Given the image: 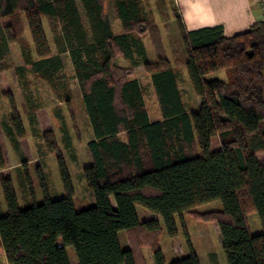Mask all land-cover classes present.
Wrapping results in <instances>:
<instances>
[{"label":"trees","instance_id":"trees-1","mask_svg":"<svg viewBox=\"0 0 264 264\" xmlns=\"http://www.w3.org/2000/svg\"><path fill=\"white\" fill-rule=\"evenodd\" d=\"M186 68L202 103L188 109L172 65L163 31L149 0H112L123 34H115L106 12V0H80L89 22L83 21L78 0H0V59L11 44L21 48L25 66L17 67L25 85L31 123L44 101L35 99L28 71L37 73L59 100L70 104L72 93L63 73L62 54L69 52L82 102L94 138L88 143L91 165L84 170L95 204L83 208L53 131L42 133L47 151L56 156L65 196L21 208L12 178L1 179L8 212L0 213V253L9 264H167L161 241L166 233L180 234L177 219L190 214L217 222L229 264H264V21L227 37L223 27L189 31L175 5ZM45 20L61 31L53 55ZM29 31L31 41L26 39ZM148 36L151 60L141 36ZM60 36V37H59ZM119 55L131 67L116 63ZM143 65L151 76L162 112L152 120L145 89L135 78ZM226 71L227 81L208 80ZM12 115L6 131L16 147L26 138L22 116L11 98ZM0 144V171H5ZM46 190L44 176L39 173ZM32 187L29 172L21 187ZM215 201L222 209L198 212ZM137 206L160 218L141 221ZM257 213L263 232L252 234L248 221ZM126 232L123 249L119 233ZM170 264H201L190 244L188 255Z\"/></svg>","mask_w":264,"mask_h":264},{"label":"rangeland","instance_id":"rangeland-1","mask_svg":"<svg viewBox=\"0 0 264 264\" xmlns=\"http://www.w3.org/2000/svg\"><path fill=\"white\" fill-rule=\"evenodd\" d=\"M78 2L81 8L84 24L88 28L89 22L86 18L85 9L80 3V0H78ZM105 4L106 12L109 18L113 21V23L118 21L121 26V21L117 18L112 0H106ZM172 6L173 3L171 1L149 0V8L153 10L156 22L160 25L163 31L164 41L167 50L169 51L171 61L174 66L178 67V72H182L183 78L181 77L180 82L183 92V100L184 102H186L187 106L190 109H195L199 106L201 100L196 92H194V89L192 87L193 85L190 82V78L186 68L188 56L184 50V44L180 34L178 21L174 17ZM9 23V19H3L0 21V24L2 26H5ZM45 23L46 31L49 37V44H51L52 48L55 50V53H57V51L59 52V47L56 43V33H59L61 29H59L58 27L54 28L51 24H49L48 20H45ZM26 39L28 42L31 41L29 31H27L26 33ZM63 59L65 63L63 73L66 76V80L68 82L71 79L72 75L71 65L69 64V59L66 55L63 56ZM155 59L156 58H153V60ZM22 63L25 66V61L22 57L20 46L18 44H11L8 51L6 52V55L2 59H0V68L3 66L16 67L17 65H21ZM140 73L141 74H139V77L142 79L145 89L146 103L150 116L153 120H160L162 118V112L154 86L152 84L151 76L148 75L145 71H142ZM207 78L208 80L220 79L223 81H227L228 79L226 71H217L209 75ZM0 79V84L2 87L1 90L5 92V96L8 102H11L12 98L14 99V101H16V106L18 104L22 108L21 101L26 92L24 85L25 83L23 84L22 80H20L21 82L20 84H18V78L12 70L0 73ZM27 79H29V76ZM38 84L41 85V82H39ZM73 89L74 96L72 95V97L74 100L72 99L73 101L70 102V104L66 102L65 99L59 100L56 95H53L54 93L51 91V89H49L45 85L41 87L40 91L42 95H44L45 103L49 104V111L55 125H57L56 122H60L57 116L60 113H66L65 115L69 124V130L72 135L71 138L72 140H74V144L76 147L75 151L78 158L76 157L75 153L72 152L68 153L67 151H64V153H62L76 190V197L78 199L77 202L83 208H88L95 204L94 196L92 192L87 188V183L84 178L85 167H83V165L87 164L88 162H92L91 155L87 147L88 142L91 140V136H89L88 122L85 115L86 113L84 112L85 108L83 107V102L81 101L79 88H77V85H73ZM14 92H17L18 94ZM59 101L62 104H60ZM91 128L92 127H90V130L91 132H93V129ZM64 136H60V144L61 148L63 150H66V148H64ZM83 138H87L86 144L83 143ZM46 164L47 165L44 164L42 167V174L44 176L46 190L42 186V182L37 173L38 170H36L33 176L34 183L32 184V187H28V191H23L16 184V193L19 200V206L21 208L24 209L26 207L33 206L34 204H42L44 203L46 196H49L52 199H57L65 196V187L63 185L61 172L56 156L52 155V159L46 160ZM5 174H8L12 178L10 170L6 169ZM136 209L141 221L160 218L158 215L150 212L142 206H137ZM220 209H222V202L215 201L199 207L197 211L210 212ZM177 221L180 229L179 236L173 239L165 233L162 239V247L168 260L167 264H170L171 260H173V257H181L184 254L188 253L190 244L199 255L201 264H229L225 251L223 249L221 231L217 222L211 223L199 220L190 214H185L183 218L179 217ZM248 221L252 234L257 235L263 232L262 222L257 213H251L248 216ZM119 238L123 249L129 248L130 245L126 232L121 231L119 233ZM171 241L175 243L173 246ZM68 253L71 263L78 264L75 248L70 247L68 249ZM146 254L149 264H154V261L151 257V252L147 250ZM0 264H9L7 257L3 252L0 253Z\"/></svg>","mask_w":264,"mask_h":264},{"label":"crops","instance_id":"crops-1","mask_svg":"<svg viewBox=\"0 0 264 264\" xmlns=\"http://www.w3.org/2000/svg\"><path fill=\"white\" fill-rule=\"evenodd\" d=\"M175 5L178 8V12L182 18L184 25L189 31L198 30V29H202L206 27L221 26L223 27L225 35L227 37H231L241 32L247 31L248 29L253 27L258 22L264 21L263 16H262V11L260 7L257 5L256 0H175ZM111 22H112V28L114 30V33L118 35L123 34L124 30L122 28V25L120 26L118 21L113 23V21L111 20ZM141 38L143 39V42L147 48L149 58L153 60V58H156V57L153 53L152 44H151L150 39L146 35L141 36ZM50 48L52 52L54 51L52 53L53 55L55 56L60 55L58 51L57 53H55V50L52 48L51 44H50ZM168 54H169V51H168ZM65 55L69 59V64L71 65V73H72L71 79L67 82V86L70 88L71 93L74 96L73 85H77V88H79V93H80V97L82 101V93H81L79 82L75 78V69H74V65H73L70 53L65 52L62 54V57ZM169 57H170V54H169ZM116 63L120 66L131 67L130 60L125 58L122 55H119L117 57ZM172 65L174 66L173 63ZM21 66H24L23 63L21 65H17L16 67L3 66L0 68V73L9 71V70L14 71V74L18 78V84H20L21 81L19 79V76L17 75L16 68L21 67ZM64 66H65V63H64ZM174 67L178 70V67L176 66ZM142 71L143 72L145 71L143 65H139L135 68V78H137L143 86L142 79L139 77V74H141L140 72ZM178 74H179L178 76L179 85H180V89L182 92V87H181V82H180V79L182 77V72H178ZM28 76H29V82L31 83L30 89L35 99H39V100L41 99L44 101V95H42L40 90H41V87H43L44 85L48 87L47 83L41 81L38 78L37 73L33 72L32 70L28 71ZM39 82H41V85L38 84ZM192 87L194 89V86ZM1 88L2 87L0 84V144L3 150L7 169L10 170L12 174L14 188L16 190V184H17L18 187L22 189L21 183L23 182V179L25 176V170L27 169V171L29 172L31 182L33 184L34 183L33 176L36 170H38L37 171L38 175L40 172L42 173L43 165L44 164L47 165L46 160L52 159V154L47 152L44 141L40 136L42 133L53 131L55 134L57 143H59L58 145H60L59 148L63 153L64 151H67L68 153L72 152V153H75L77 157V154L75 151L76 147L74 144V140H72L71 138L72 135L69 130V124L67 122V118L65 115L66 113H60L57 116L60 122L59 123L56 122L57 125H55L51 117L50 111H49L50 109L49 104L45 103L44 101L43 106H41L36 112L37 125H33L31 123V119L29 116V108L27 106L25 95L23 96V99L21 101L22 108L18 104H17V108L19 109V112L22 116L24 127L27 131V136L26 138L20 141L19 147H16L5 128V123L8 122L9 118L12 115L11 103L10 101L8 102L5 96V92L1 90ZM194 92H195V89H194ZM14 93L18 94L17 92H14ZM145 99H146V96H145ZM73 100H71V102ZM201 103L202 101L199 103V106L195 108V110L200 108ZM187 108L190 110L188 106ZM84 112L86 113L85 115H86L87 122H88L89 136H91V140H92L94 138V131L91 132L90 130V127H92V125L90 123L89 116L86 112V109H84ZM60 136H64V139H65L64 148H66V150H63L61 148V144H60L61 137ZM86 141H87V138L86 139L83 138V143L86 144ZM90 165H91V162L90 163L88 162L87 164L83 165V167H85L86 169ZM4 173L5 171H0V174H1L0 175V213L6 214L8 212V207L6 204V200H5V196H4L3 188L1 184V179ZM173 241H171L172 246L175 244L173 243ZM161 245H162V241H161ZM186 255H188V253L184 254L181 257L175 256L173 257V260L176 258L185 257Z\"/></svg>","mask_w":264,"mask_h":264},{"label":"built area","instance_id":"built-area-1","mask_svg":"<svg viewBox=\"0 0 264 264\" xmlns=\"http://www.w3.org/2000/svg\"><path fill=\"white\" fill-rule=\"evenodd\" d=\"M257 5L260 7L261 11H262V16L264 19V0H256Z\"/></svg>","mask_w":264,"mask_h":264}]
</instances>
